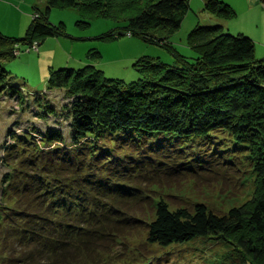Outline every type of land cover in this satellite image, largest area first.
I'll return each mask as SVG.
<instances>
[{
    "label": "trees",
    "instance_id": "1",
    "mask_svg": "<svg viewBox=\"0 0 264 264\" xmlns=\"http://www.w3.org/2000/svg\"><path fill=\"white\" fill-rule=\"evenodd\" d=\"M136 1L144 6L132 14L123 2L103 14L123 23L105 36L129 32L166 48L172 64L140 56L132 64L138 77L129 82L106 77L90 63L49 72L45 87L61 92L64 102L41 105L36 115L44 129L8 128L2 146L0 264H159L169 254L159 252L213 236L235 239L247 264L264 258L262 188L253 205L226 215L204 204L171 210L164 202L157 203L150 222L132 214L143 206L140 185L158 171L168 177L215 167L236 172L243 158L264 184V55L255 58L254 43L244 33H228L224 22L234 17L231 6L204 1L202 11L213 22H199L189 32L191 54L184 55L169 38L189 11V0H131ZM87 3L45 0L44 12L34 13L24 36L0 33L1 94L23 100L24 83L4 62L16 56L14 49L61 34V26L49 22L51 9L93 7L91 14L102 15L95 0ZM50 115L58 126L48 124ZM141 223L145 249L141 245L130 262L113 259L118 234Z\"/></svg>",
    "mask_w": 264,
    "mask_h": 264
},
{
    "label": "rangeland",
    "instance_id": "2",
    "mask_svg": "<svg viewBox=\"0 0 264 264\" xmlns=\"http://www.w3.org/2000/svg\"><path fill=\"white\" fill-rule=\"evenodd\" d=\"M82 1L94 4L91 3L94 0ZM204 1H188L189 11L179 29L169 38L170 44L184 55L191 54L186 43L189 32L199 22H213L208 21L210 17L202 11ZM220 1L230 5L234 11V17L224 22L228 33H244L254 43L255 58H262L264 55V1ZM95 2L98 3L96 5L100 11H103L102 15L91 14L93 7L52 8L49 22L54 26H61V34L47 37L42 43L34 42L30 46L14 49L13 54L16 56L4 62L11 75L18 82L24 83V89L22 90L23 100L10 99L4 93L1 94V90L5 87L0 90V156L4 152L2 146L7 140L8 128H13L18 133L31 127L44 129L45 122L38 119L36 115L41 112V105L52 103L59 107L64 102L61 92L50 91L45 87L51 70L61 67L79 68L90 63L103 71L106 77L129 82L138 77V72L132 64L140 56L157 58L164 63L172 64L173 56L166 48L147 43L137 36H127L130 35L129 32L118 38L105 36L111 31L117 33L123 27L122 22H116L110 16H103L107 10L114 12L113 7H120L119 4L123 2L124 5H131L128 12L132 14L131 10L144 6L143 1L95 0ZM45 6V0H0V33L14 38L24 36L33 16L43 13ZM90 52H97L99 57H89ZM47 122L53 127L58 126V122L52 115L48 117ZM64 125L65 123L61 126L66 130ZM244 153L248 155L249 151ZM242 162L243 165L236 172L215 167L211 171L199 169L195 173H192L193 170L180 171L168 177L158 171L155 181H145L140 185L144 195L143 206L134 209L132 214L142 222H150L155 217L154 211L158 202H164L171 210L179 207L191 210L195 204H204L218 215H226L232 208L251 206L254 204L257 192L261 188L264 190V184L260 185L252 166H247L243 158ZM5 172L0 163V179ZM136 174L142 176L138 172ZM152 182L155 184H151ZM1 190L0 185V203ZM3 200L4 205L12 206L6 198ZM135 227L130 232L118 234L119 239L116 243L119 244L113 246L115 248L113 259L121 256L116 260L127 258L130 262L136 251L141 249V245L145 249L146 227L142 223ZM166 252L169 254H165ZM145 253L148 258L153 251ZM159 254H165L162 260H167L166 262L161 260L159 264L251 263L243 251L236 246L235 239L226 240L220 236L176 246L170 251L163 250ZM258 264H264V258L259 260Z\"/></svg>",
    "mask_w": 264,
    "mask_h": 264
},
{
    "label": "water",
    "instance_id": "3",
    "mask_svg": "<svg viewBox=\"0 0 264 264\" xmlns=\"http://www.w3.org/2000/svg\"><path fill=\"white\" fill-rule=\"evenodd\" d=\"M256 3H258V1H256Z\"/></svg>",
    "mask_w": 264,
    "mask_h": 264
},
{
    "label": "built area",
    "instance_id": "4",
    "mask_svg": "<svg viewBox=\"0 0 264 264\" xmlns=\"http://www.w3.org/2000/svg\"><path fill=\"white\" fill-rule=\"evenodd\" d=\"M264 1V0H263Z\"/></svg>",
    "mask_w": 264,
    "mask_h": 264
}]
</instances>
